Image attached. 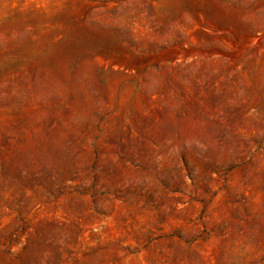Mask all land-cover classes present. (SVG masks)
Instances as JSON below:
<instances>
[{"label": "rangeland", "instance_id": "obj_1", "mask_svg": "<svg viewBox=\"0 0 264 264\" xmlns=\"http://www.w3.org/2000/svg\"><path fill=\"white\" fill-rule=\"evenodd\" d=\"M0 264H264V0H0Z\"/></svg>", "mask_w": 264, "mask_h": 264}]
</instances>
